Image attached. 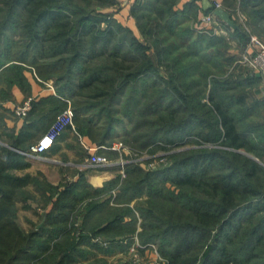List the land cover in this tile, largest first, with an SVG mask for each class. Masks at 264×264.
Listing matches in <instances>:
<instances>
[{"label":"trees","instance_id":"trees-1","mask_svg":"<svg viewBox=\"0 0 264 264\" xmlns=\"http://www.w3.org/2000/svg\"><path fill=\"white\" fill-rule=\"evenodd\" d=\"M178 1L137 0L130 16L143 33L148 26L151 33L171 35L176 22L173 18H189L176 11ZM67 2L0 0V11L6 10L0 12V68L9 64L7 70L20 71L28 65L38 76L56 78L59 91L71 93L74 130L89 138L95 145L92 148L110 147L117 127L126 120L131 127L130 133L125 128L126 134L133 135L132 140L141 149L157 141L170 145L192 131L201 137L200 141L223 147L171 155L174 168L169 182L168 178L160 181L158 174H144L134 164L127 166V178L118 188L117 202L130 204L147 190L148 207L153 208L157 199L165 203L172 219L160 236L153 234L160 225L150 208H138L143 221L138 232L132 208H107V201L96 200L104 190L114 188L118 180L102 190L87 184L82 187V176L61 190L52 186L44 189L45 194L50 193L45 222L39 229L23 233L15 221L16 204L28 197V182L33 186L40 182L13 172L27 165L23 154H0V264H105L102 256L93 251H114L121 246L114 242L116 237L136 233L143 243L158 238L171 264H264V167L241 152L264 157V142L249 134L259 132L249 120L256 111L247 105L252 104L253 89L262 80L231 52L244 54L251 37L248 29L263 25L264 0H240L246 21H234L239 26L235 31L220 22L217 28L224 30L225 36L199 33L193 24L185 29L181 34L186 41L183 46L192 45L195 56L206 52L224 66L222 76L200 70L198 81L187 84L194 71L202 69V55V59L188 63L175 62L177 68L173 62L165 63L169 48L157 47L153 58L140 56L146 46L138 42L130 28L119 22L117 28H98L96 16L85 13L79 4L83 1ZM117 2L87 0L89 6L105 8ZM124 30L127 35L122 37L120 32ZM21 31L23 38L13 40ZM164 65L169 72L167 79L155 71ZM147 75L153 80L147 81ZM140 77L148 79L141 81ZM131 82L135 89L131 88L123 101L120 96ZM165 183L178 190L157 189V185ZM83 201L86 205L79 206ZM77 213H84L82 226L91 232L89 235H72L70 218ZM90 236L112 240L106 249L91 243ZM211 236L215 244L210 245ZM91 253H95L93 259L89 258Z\"/></svg>","mask_w":264,"mask_h":264},{"label":"rangeland","instance_id":"rangeland-1","mask_svg":"<svg viewBox=\"0 0 264 264\" xmlns=\"http://www.w3.org/2000/svg\"><path fill=\"white\" fill-rule=\"evenodd\" d=\"M79 1L80 0H76L77 3H79ZM81 1L83 2L79 4L82 7H84V9H86L85 13L89 12L90 14L96 16V19L98 20L97 22L98 28L106 29V30L110 27L117 28L116 23L119 22V20L117 19V16L123 4L121 0H119V2L115 4L109 5L106 8L102 6H94V5L89 6L87 3V0H81ZM64 4H68L67 0H64ZM1 6L2 4L0 3V8H2ZM5 11L6 10L0 11V12H5ZM193 16H194L193 14L189 13L188 20L190 21L191 18H193ZM171 17L172 15L169 18ZM99 20H102V21L99 22ZM132 20L135 26L134 28L136 29L135 34L136 36H138V42L146 46L144 53H140L139 54L140 56L144 54L145 56H150L151 58H153L157 47H159L160 49L169 48L170 53H168V56L164 57L165 63L171 64L173 62L172 65H175L176 66L175 68L179 67V65L175 63L177 61L188 63V62H191L192 60H198L199 58L202 59V57H200L201 55L204 57L200 63V68L202 69L195 70L194 75L188 78L185 84H187V82L190 83V80H193L195 82L198 81L200 70H203L206 74L215 75V76L216 75L222 76L224 74L223 72L224 66L220 62H217L216 59H213L209 57L208 55H206V52L201 55L195 56V54H193L192 45L191 47L189 45L187 47L185 45L183 46V43H185L186 41L182 39L181 34L184 35L185 29L187 27H190L191 25L185 16L177 15L175 18L172 19V20H176V22L173 27L174 33L172 32L173 34L171 35H166L167 33H161L160 31L159 32L155 31L154 33L153 32L151 33L152 30L148 26L144 28V33H143L142 31H139L136 20L134 18H132ZM121 24L124 27H128L126 20L124 21V23L121 22ZM143 24L145 25V23ZM191 26L193 27V25ZM130 27H133V25L130 24ZM126 32L127 31L125 30L120 32V34H122V37L123 35L124 36L127 35ZM12 38L13 40L22 39L23 31L15 34V36H13ZM196 38L197 36H194L193 40H195ZM128 42H130V39L128 40ZM124 49L126 51V48ZM243 65L247 66V64H243ZM156 70L157 72H159V74L163 78L165 79L169 78V72L167 71L165 65L155 68V71ZM147 76H150V75H147ZM145 78L148 79V77H145ZM145 78L144 79L141 78L142 80L141 79L140 80L143 81L145 80ZM152 80H153V77L150 76V78L147 81H152ZM129 85L130 86L128 87L126 86L124 88L123 94L120 96V98L123 101H125L128 98L131 92V88L135 89L134 82L133 83L131 82ZM137 85L139 86V84L136 83V86ZM206 92L208 94V90H206ZM120 110L123 111L122 108ZM125 128H127L128 131L131 129L127 120L125 124H121L120 126L117 127V132L115 133L113 137L114 139L111 142L110 147H113L114 144H119V145L121 144L119 150L118 149L111 150L109 149L110 147L107 146L108 149H102V152L98 153L99 155L104 156L107 159V161L110 162L109 165H107L106 167L105 166L102 167V168H105L104 170H101L102 172L99 171L101 172L102 175L104 174L103 176H106L108 179L103 181V184L101 185V187H95V185H92V183H88V179H87L88 176L85 177L84 182L87 184L86 186H89L94 189L103 190L107 187L108 184L112 183L114 180L116 181L118 180L119 182L116 183L114 188H112L109 191L104 190L98 196L96 200L102 203L107 201L108 202L107 208L114 209L115 207L122 206V205L132 208L134 211V216L137 219V231L138 232L141 231L140 224L143 222L138 208H142V207L144 209L150 208L153 211L152 217L155 218L156 224L160 225L159 227L154 229L155 233L153 234L157 233L156 235L160 236L164 233L166 226L170 224L168 220H170L171 218V216L168 215L169 214L167 212L168 207L166 206L165 203H160L159 199H157V200H154L155 202L152 205L154 206L153 208L148 207L147 205L148 201H145V200L148 199L149 196H148L147 190L145 189H144L145 191L139 196V198H136L130 204H123L121 202L119 203L117 202V195L119 192L118 188L120 187L121 183L127 178V173H126L127 166L134 164L138 166L139 168H141L144 174L152 173L151 174L152 177L156 176L153 174H158L157 178H161L160 181H162L165 178H168L166 180L170 181L171 180L170 176H173L172 169L174 168L173 161H172L173 159L171 158V155L183 154V152L185 151H192V150L196 151L201 148L213 149V148H221L223 146L218 145L213 142L200 141L201 137L196 134V131H192V133L188 134V136L185 137L183 140H180V141L176 140L174 141V143H171L170 145L163 144L162 141H157L152 146L141 149L140 145L132 140L133 135L129 134L130 131L128 133L129 135L126 134ZM197 141H199L200 143L199 144L196 143ZM241 152L243 153L242 155L256 161L257 163H259V165L264 167V157L259 159V158H256L253 154H248L244 151H241ZM75 180H78V177H76ZM68 184H69L68 182L63 181V180H60L57 185H50L47 182L46 183L40 182L37 184V186H33L34 193H31V191H26L27 193L26 195H28V197H25V198L23 197V199H26V200H21L20 203H22L24 206L28 205V207L25 206V209L27 210L23 209L24 207L22 208V206L16 207V208H19V210L16 213L15 221L19 229L23 233H28L32 231L34 227H36V229H39L44 224L45 215L49 210L48 208L49 204H47V198L49 197L50 193L47 192L45 194L46 191H44V189L49 190L50 186H52V187L57 188L58 190H61L65 185H68ZM161 188H164V191L167 190V191H172V192H175L178 190L177 188H175V185L173 184L170 185L169 183L157 185V189H161ZM33 194L35 196H33ZM159 203L160 205L158 206ZM85 205L86 204L83 201V203L80 204L79 206H85ZM83 216H84V213H77L76 215H72L70 218L71 225L73 226L72 235H74L75 237H79V235L83 233L87 235L91 233L88 229L86 230L83 229V226H82ZM87 227H89V225ZM127 238H132V239L128 240ZM111 240L112 238H107L105 236H96V237H92L91 243L99 244L101 247L107 249L111 243ZM114 240H115L114 241L115 243L119 242L121 245L120 247H117V249H114V251H110L109 253H106V254H102V252H96V249L95 251H93L97 253V255L102 256V258L105 261V264H171L170 260L167 259L163 255L161 251V247H160L161 243L158 238H156V240H150L146 243H143L137 237V233H136L132 237L125 236L122 239L121 237H116V239ZM208 242H209L208 244L210 245L215 244L214 237L211 236L208 239ZM203 251H204L203 249L199 250L198 258H201V254ZM95 253H91L92 255L89 254V258L93 259ZM185 257L186 256H184L183 258L181 257V262L184 260Z\"/></svg>","mask_w":264,"mask_h":264},{"label":"crops","instance_id":"crops-1","mask_svg":"<svg viewBox=\"0 0 264 264\" xmlns=\"http://www.w3.org/2000/svg\"><path fill=\"white\" fill-rule=\"evenodd\" d=\"M121 1L123 4L117 19L120 23H124L126 20L128 28L136 33L130 16V9L137 0ZM209 1L212 5L211 8H206L202 0H179L175 9L184 15H189V13L195 15L189 22L191 25L193 23L197 32L225 36L226 32L224 30L219 31V27L217 28L214 24L203 20L204 16L208 14L214 15L215 9L212 0ZM217 1L221 4V8L230 15L235 25V27H230L215 16L219 26L220 22H223L231 31L238 30L239 26L234 21L243 23L246 21V17L239 7L240 0ZM262 22V26H264V20ZM130 24L133 27H130ZM262 26L252 25L248 29L251 37L246 44L245 51L253 56L258 54L259 47L252 42V39H256L264 45V28ZM231 44H233V47L235 46L233 42ZM231 52L235 56L241 57L240 60L242 59V53L239 54L237 50ZM8 65L0 68V154H6L7 152L23 154V160L27 165L23 168L14 169L15 175H28L32 179L36 178L39 182H47L50 185H57L60 180L71 184L76 181V177L80 178L82 176V187L86 184L84 182L85 177L88 176V183H92L95 187H101L103 181L108 179L103 176L104 174H101V170L105 168L93 169L86 166L85 162L89 154L85 147L92 148L95 145L84 134L77 133L74 130L75 125L74 128H71V126L66 127L59 138L56 139L52 148L41 156L28 157L25 155L48 132L56 117L67 109L69 103L71 106V93H61L56 84V78L45 79L38 76L31 66L25 65L23 70L16 71L7 70ZM253 94L252 104L247 105L249 108L255 109L256 113L249 120H252L251 123L254 127H258L259 134L256 131L249 134L251 138L259 137V141L264 142V85L260 83L257 88L253 89ZM254 100H259L260 103L254 104L252 102ZM27 104L26 114H21L19 109ZM101 152L102 149H99L97 154ZM25 189L34 193L33 183L28 182ZM33 196L35 195L33 194ZM16 206H22L23 209H25V206L28 207V205L24 206L20 202ZM18 210L19 208H17V212Z\"/></svg>","mask_w":264,"mask_h":264},{"label":"built area","instance_id":"built-area-1","mask_svg":"<svg viewBox=\"0 0 264 264\" xmlns=\"http://www.w3.org/2000/svg\"><path fill=\"white\" fill-rule=\"evenodd\" d=\"M212 3L214 9L221 8V4L217 0H212ZM203 20L205 22L214 24L215 27H219L216 17L213 14H208L204 16ZM219 31H223V30L220 28ZM252 42L258 45L259 47L258 54L253 56L249 52L245 51L242 56V59L240 60V63L247 64V66L253 71V73L258 74L262 80V84L264 85V45L256 39H252ZM27 109H28V104L20 108L19 112L25 115ZM73 117L74 114L69 103L67 109L56 117L55 121L49 128L48 132L38 141L36 145L32 146L31 151L25 155H27L28 157L41 156L46 151L50 150L54 145L56 139L59 138V136L62 134V132L66 127L71 126L72 128H74ZM120 146L121 144L120 145L114 144L113 147H110L109 149L119 150ZM85 149L89 154V157L85 162L87 167L95 169L104 166L106 167L107 165H109L110 162H108L104 156L97 154V151L99 149H108L107 147L105 146H101L98 148L85 147ZM90 152L93 153L91 154Z\"/></svg>","mask_w":264,"mask_h":264},{"label":"water","instance_id":"water-1","mask_svg":"<svg viewBox=\"0 0 264 264\" xmlns=\"http://www.w3.org/2000/svg\"><path fill=\"white\" fill-rule=\"evenodd\" d=\"M203 5L206 8H211L212 5L209 0H202ZM214 15L218 18H220L223 22H225L230 27H235L233 21L231 20L230 15L222 8H218L214 10Z\"/></svg>","mask_w":264,"mask_h":264}]
</instances>
